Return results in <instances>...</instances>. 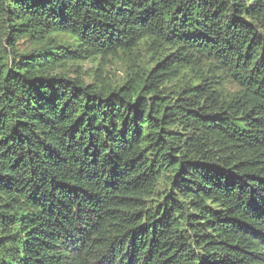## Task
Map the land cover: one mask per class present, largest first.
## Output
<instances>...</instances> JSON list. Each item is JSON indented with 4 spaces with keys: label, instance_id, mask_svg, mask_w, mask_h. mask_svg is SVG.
I'll use <instances>...</instances> for the list:
<instances>
[{
    "label": "trees",
    "instance_id": "16d2710c",
    "mask_svg": "<svg viewBox=\"0 0 264 264\" xmlns=\"http://www.w3.org/2000/svg\"><path fill=\"white\" fill-rule=\"evenodd\" d=\"M0 264H264V0H0Z\"/></svg>",
    "mask_w": 264,
    "mask_h": 264
},
{
    "label": "rangeland",
    "instance_id": "374dc122",
    "mask_svg": "<svg viewBox=\"0 0 264 264\" xmlns=\"http://www.w3.org/2000/svg\"><path fill=\"white\" fill-rule=\"evenodd\" d=\"M80 65H83V69L84 71H89L92 67V62H86V63H77L75 64V67H78ZM104 73L103 75L105 77L108 78V80L110 81H115V80H118L120 79V77L123 76V67L119 64H116V63H113V62H110V61H106L104 62ZM75 77V76H73Z\"/></svg>",
    "mask_w": 264,
    "mask_h": 264
}]
</instances>
